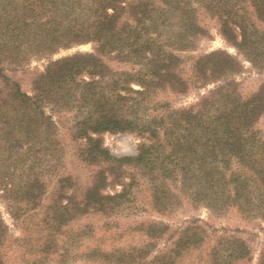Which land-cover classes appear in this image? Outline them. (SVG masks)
<instances>
[{
	"label": "trees",
	"instance_id": "16d2710c",
	"mask_svg": "<svg viewBox=\"0 0 264 264\" xmlns=\"http://www.w3.org/2000/svg\"><path fill=\"white\" fill-rule=\"evenodd\" d=\"M201 14L217 20L237 54L202 55L190 82L180 72L181 54L196 51L210 35ZM258 23L264 24V0H0V264H10L14 249L1 205L15 223L36 215L48 194L47 178L62 162L55 113L73 116L76 139L84 141L79 156L99 170L81 196L75 190L68 195L75 185L71 177L59 180L42 222L49 232L35 248L41 256L33 264H68L70 249H61L58 240L64 228L93 213L121 214L137 182L132 172L150 182L158 214L188 200L216 215L237 210L264 221V137L257 128L264 116V84L243 97L236 81L244 70L241 57L264 72ZM88 44L94 52L54 59ZM105 58L131 71L117 70ZM41 60L47 64L32 73L28 93L10 73ZM211 85L188 108L151 101L158 92L181 95ZM106 133L145 141L136 154L115 156L104 144ZM138 229L146 237L141 246L91 248L80 257L108 264H180L197 254L193 264H254V248L245 238L200 218L177 228L145 222ZM71 235L75 248H83L92 231L86 226ZM255 264H264V244Z\"/></svg>",
	"mask_w": 264,
	"mask_h": 264
},
{
	"label": "rangeland",
	"instance_id": "374dc122",
	"mask_svg": "<svg viewBox=\"0 0 264 264\" xmlns=\"http://www.w3.org/2000/svg\"><path fill=\"white\" fill-rule=\"evenodd\" d=\"M201 23L209 30L210 35L199 41L197 50L189 53H182L181 56L185 62L182 65L180 72L182 77L187 81H194L193 66L197 58L204 54L215 50H226L234 55L237 51L230 46L219 32L217 20L211 19L206 15L201 14ZM261 30L264 31V24L258 23ZM93 44L82 45L71 50L62 51L56 55L54 59L72 55L77 52H94ZM244 61L243 72L236 77L239 84V90L243 97H248L256 92L262 84H264V72L256 70L252 64ZM105 61L117 70H130L131 67L125 64H120L110 58H105ZM47 64L46 60L33 61L32 65L24 71L10 73L16 80H19L24 91L31 93L32 90V73L42 71ZM131 71V70H130ZM134 88L139 89V86L133 84ZM215 85L207 88L192 87L187 94L176 95L171 92H158L151 101L168 102L173 109H184L195 105L199 98L207 94ZM54 120L57 123L58 138L62 148V162H60L55 173L47 178L48 194L44 198L43 207L36 213L31 215L27 220L15 223L7 214L4 206L1 209L4 212L5 219L10 227V236L13 241V253L9 255L10 264H33L35 260L40 258V253H37L35 248H38L40 240L45 239L48 235L47 231H43V218L47 208L52 204L55 198V193L59 187V180L63 177H71L74 182V188L69 190L68 195L71 196L75 190L76 196H81L92 183L93 176L99 170L97 166H91L84 162L79 156L80 148L84 145V141L76 139V123L70 114H53ZM257 128L262 132L264 137V116L257 124ZM105 146L115 156L134 155L137 153L138 147L145 141L143 138L133 134H110L106 133L103 136ZM137 175V182L131 194V199L127 203V208L119 214L112 217L101 214H89L78 221L72 222L68 227L64 228L63 236L58 240L66 245L69 250L68 264H108L102 261L81 258V252L100 247L104 250H112L115 248H129L133 246H141L145 243L146 237L138 228L140 224L145 222H164L177 228L184 224L185 221L192 218H200L208 224L218 228L226 229L233 234L245 238L254 248V264L257 261L258 253L264 244V221L248 219L240 214L237 210H231L222 215L213 214L205 208L197 209L188 200L184 201L178 208L166 215L158 214L154 209L151 201L150 188L151 184L147 179H144L140 174ZM170 186L176 191L178 185L173 181H168ZM120 187L110 190L111 192L119 191ZM69 200H64L65 204ZM42 231L38 232V228ZM89 226L92 231V237L83 241V248L76 246L73 240V235L68 237V234L75 232L82 227ZM45 228V226H44ZM27 243L29 246H27ZM74 245V247H73ZM38 250V249H37ZM26 253L25 255H23ZM197 254L187 255L180 264H193ZM54 264V262H51Z\"/></svg>",
	"mask_w": 264,
	"mask_h": 264
}]
</instances>
